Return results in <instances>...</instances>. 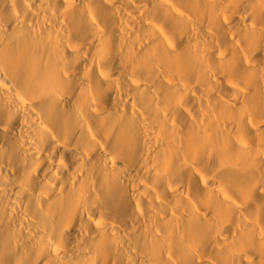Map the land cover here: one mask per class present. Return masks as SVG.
I'll return each mask as SVG.
<instances>
[{
	"label": "bare ground",
	"instance_id": "1",
	"mask_svg": "<svg viewBox=\"0 0 264 264\" xmlns=\"http://www.w3.org/2000/svg\"><path fill=\"white\" fill-rule=\"evenodd\" d=\"M0 264H264V0H0Z\"/></svg>",
	"mask_w": 264,
	"mask_h": 264
}]
</instances>
